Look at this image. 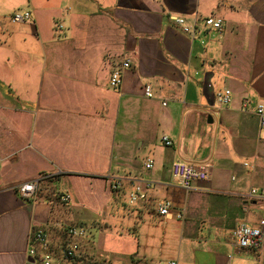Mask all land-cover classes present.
I'll return each instance as SVG.
<instances>
[{"label":"crops","instance_id":"obj_1","mask_svg":"<svg viewBox=\"0 0 264 264\" xmlns=\"http://www.w3.org/2000/svg\"><path fill=\"white\" fill-rule=\"evenodd\" d=\"M16 11L31 20L12 22ZM209 17L224 31L206 28ZM258 103L264 0H0V264H42L29 255L39 228L57 256L78 243L74 264H264V242L231 243L240 222L264 219V196L251 195L264 189ZM177 159L211 163V178L184 189ZM138 181L148 199L124 202Z\"/></svg>","mask_w":264,"mask_h":264},{"label":"built area","instance_id":"obj_2","mask_svg":"<svg viewBox=\"0 0 264 264\" xmlns=\"http://www.w3.org/2000/svg\"><path fill=\"white\" fill-rule=\"evenodd\" d=\"M10 19L14 23H21L31 20V13L26 11H16ZM178 23H184V20L174 18ZM206 28L215 29L218 32L224 31V21L222 18L209 17L205 20ZM59 27H63L60 25ZM186 32L190 31V28L184 27ZM130 62L126 61L124 67H129ZM111 86L118 87L121 82V73L115 71L111 75ZM145 95L147 97H153V89L151 86H146ZM216 98L220 105H228L232 101L231 90L226 89L216 93ZM246 105V104H245ZM256 114L259 118L261 126L264 128V103H258L256 105ZM163 141L167 146L172 145V141L167 137H163ZM247 166L248 164L245 163ZM147 168L153 167V161H149L146 164ZM211 163H193L183 159H177L172 163V175L184 189L189 190L195 181H207L211 178ZM121 183L116 181L112 188L114 190L119 189ZM37 189L36 182L25 183L19 187V192L24 197L34 196ZM148 185L142 181L135 182L128 192V198L130 204H138L148 199ZM251 195L264 196V189L260 190L254 188L251 190ZM60 200L63 203L71 202V195L69 193L62 194ZM173 203L170 200H165L158 205L157 212L161 216H168L172 211ZM179 218L183 216L178 215ZM67 234L70 237H83L87 235V230L84 227L68 226ZM264 242V219H261L257 225H251L247 222H240L231 232V243L238 249H260ZM78 243L76 241H68L59 253V257L55 255L50 246V241L46 231L43 228H39L32 234L31 245L29 248V255L36 258L42 264H55L56 260L74 261L77 258ZM169 264H178L176 261H171ZM226 264H232V257L226 262Z\"/></svg>","mask_w":264,"mask_h":264},{"label":"rangeland","instance_id":"obj_3","mask_svg":"<svg viewBox=\"0 0 264 264\" xmlns=\"http://www.w3.org/2000/svg\"><path fill=\"white\" fill-rule=\"evenodd\" d=\"M13 14V13H12ZM11 14V15H12ZM4 15V14H3ZM10 15V16H11ZM96 194H97V192H96ZM99 195H100V193H98ZM128 194V193H127ZM79 197H82V195H83V197L85 198V199H95V200H97L96 198H92V197H89L88 195H87V193L85 192V193H83L82 191H79ZM125 198V200H124V202H127V200L129 201V198H128V195H127V197L125 196V197H123V199ZM122 207V209H120L119 210V212H121L122 210H123V206H121ZM159 222H161V228L164 226V223H163V221L161 220V221H159ZM124 227H125V225H124ZM88 258H89V256H88ZM88 258H84V260H85V263L87 264V262H88ZM93 258H95V257H92V259ZM232 258H233V256H232ZM167 259H169V258H166V259H164L165 261H163L161 264H169L171 261H169V260H167ZM95 260H97V258H95ZM168 261H169V263H168ZM236 258L234 257V259L232 260V264H236ZM75 262V261H74ZM74 262H66V261H61L60 260V262L58 263V264H74ZM89 264H90V262H88Z\"/></svg>","mask_w":264,"mask_h":264},{"label":"water","instance_id":"obj_4","mask_svg":"<svg viewBox=\"0 0 264 264\" xmlns=\"http://www.w3.org/2000/svg\"><path fill=\"white\" fill-rule=\"evenodd\" d=\"M211 122H212V119H211Z\"/></svg>","mask_w":264,"mask_h":264}]
</instances>
